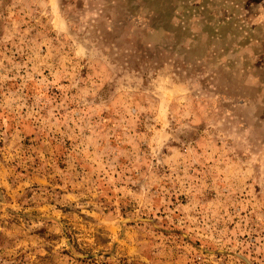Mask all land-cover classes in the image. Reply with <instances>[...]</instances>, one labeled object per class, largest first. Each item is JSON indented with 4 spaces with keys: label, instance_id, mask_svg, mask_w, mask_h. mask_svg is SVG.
Masks as SVG:
<instances>
[{
    "label": "rangeland",
    "instance_id": "rangeland-1",
    "mask_svg": "<svg viewBox=\"0 0 264 264\" xmlns=\"http://www.w3.org/2000/svg\"><path fill=\"white\" fill-rule=\"evenodd\" d=\"M0 264H264V0H0Z\"/></svg>",
    "mask_w": 264,
    "mask_h": 264
}]
</instances>
